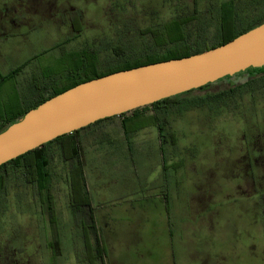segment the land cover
Returning a JSON list of instances; mask_svg holds the SVG:
<instances>
[{"label":"rangeland","instance_id":"obj_1","mask_svg":"<svg viewBox=\"0 0 264 264\" xmlns=\"http://www.w3.org/2000/svg\"><path fill=\"white\" fill-rule=\"evenodd\" d=\"M2 1L0 26L17 29L8 35L0 27L6 60L0 111L10 115L38 99L23 88L62 80L58 75L73 66L69 51L96 50L102 67L123 55L159 51L150 27L195 13L213 30L218 23L211 14L225 0H10L13 7ZM231 1L239 20L264 9V0ZM63 8L81 11L83 20L78 15L66 30ZM22 63L24 71L35 66L37 72L19 78L21 91L15 77L3 82L1 76ZM255 78L226 104L198 99L228 87L220 81L162 104L165 114L162 105L152 107L146 114L159 112L161 137L153 115L135 120L151 119L130 134L122 133L119 116L83 129L84 182L51 144L53 225L50 212L41 213L31 174L8 165L0 247H23L22 264H101L95 232L108 249L106 264H264V77Z\"/></svg>","mask_w":264,"mask_h":264},{"label":"water","instance_id":"obj_2","mask_svg":"<svg viewBox=\"0 0 264 264\" xmlns=\"http://www.w3.org/2000/svg\"><path fill=\"white\" fill-rule=\"evenodd\" d=\"M264 67V21L216 47L80 82L28 109L0 131V165L99 119Z\"/></svg>","mask_w":264,"mask_h":264},{"label":"trees","instance_id":"obj_3","mask_svg":"<svg viewBox=\"0 0 264 264\" xmlns=\"http://www.w3.org/2000/svg\"><path fill=\"white\" fill-rule=\"evenodd\" d=\"M211 16L214 17L218 23V26L213 30L208 29V23L202 20L201 18L197 17L195 13L186 15L184 17L175 18L167 23H164L163 25H154L150 27L149 34L151 35L152 41L154 42V47H161V50L150 51L145 56L136 58H127L123 55V58L120 62L111 63L107 65L104 69L97 70L96 72H90L88 75H83V77H74L65 81L64 83H62V85H58L57 87L52 88L50 92L42 94L40 97H38V99H36L35 103L31 104L23 112L9 117L8 121L0 127V131L5 129L9 124L21 118L22 115L28 109L37 106L39 103L45 101L51 96L56 95L80 82L122 69H128L157 61L188 56L221 45L236 37L237 35L263 22L264 9L263 11H259L249 20H239L236 4L231 0H225L222 1L218 7H215L214 12H212ZM191 23H194V27L189 26ZM89 61L91 62L90 58ZM249 68L253 69L255 73L256 71H258V69H254L252 67ZM231 79V77H222L214 82L207 83L201 87L191 89L174 96L163 98L152 104H148L124 112L118 115L120 116V128L123 130L124 134H129L133 131H136L137 128L148 125L150 120L152 119L151 116L153 115L154 118L152 119V122L156 125L159 137H161L162 126L159 122L160 119L158 111H161L165 114L168 108V106H163L162 104H169L180 95L189 93L194 90L206 89L209 86H212L220 81L226 82L228 84V87L222 90L221 92H216L214 90L209 91L208 94L203 97H198V99L203 101L216 99L217 102H224L226 104L227 99L234 97L236 94L239 95L244 89V87L249 88L252 82H257V78L255 77L252 78L253 81H250V77H239V82L236 83L232 82ZM158 105H162L163 107H161L160 110L158 109V111L156 109H153V114H146L147 111L152 110V107L156 106L158 108ZM145 116L151 118L147 120V123L142 122L138 125L137 122H134L135 120H140V118ZM111 117L99 119L87 126L81 127L70 133L57 136L56 138L44 143L42 146L29 150L26 153L1 164L0 171L5 170L6 164L13 165L14 169L22 168L23 170H26L27 172H29V174H31L30 179L35 182V185L37 186L38 190L41 191L45 189V187L48 186L50 182V174L47 171V163L49 156L48 148L51 144L56 143L61 151L62 158L65 161L70 162V169H72L73 171L77 170L78 174H80L81 179L84 182V178L82 175V171L84 168V159L81 131L94 124H98L104 120L111 119ZM72 161L76 162L75 166L72 165ZM1 185L2 182L0 180V186ZM86 206L88 211L85 214H87L88 219L91 220V225L89 227L95 230V227L93 226L94 221L92 217V208L89 206V203L86 204ZM48 209L50 212L51 224L53 225L54 219L53 215H51L53 212L52 202L51 206H49ZM94 237L98 244V250H96V252L99 253V260L101 264H106V250L103 247V243L101 241L100 245L99 240L101 239H97L96 233L94 234Z\"/></svg>","mask_w":264,"mask_h":264},{"label":"flooded vegetation","instance_id":"obj_4","mask_svg":"<svg viewBox=\"0 0 264 264\" xmlns=\"http://www.w3.org/2000/svg\"><path fill=\"white\" fill-rule=\"evenodd\" d=\"M2 2L8 7H13V5H11V3H9L10 0H3ZM36 9H37L36 7L29 8V12L34 13L36 11ZM63 12H64V15H63L64 18H62V19L64 20V24H65V26L63 28H65L66 30H67V24H68V27L70 26V28H72L71 26L73 24V20H75L74 18H77L78 15L82 19V12L81 11H69V10L66 11V9L63 8ZM22 24H24V22L21 23L20 25H22ZM0 27H3V29L5 30V32L8 35H10V34L13 35V32L17 31V29L10 28L7 25H2ZM66 40H70V41L65 42V39H64L62 42H65L68 44L71 42L72 39L66 38ZM98 47L100 48L99 44H98ZM114 49H115V52L117 53V51L120 49V46H116V47H114ZM86 50L87 49H83L81 52L80 51H69L68 54H70V56L73 57L72 58L73 59V61H72L73 66L70 69H65L63 71L65 73L58 75V77H62V80L56 84L54 83L50 88L44 87L42 90H45V91H42L40 88H36V84L34 87L33 86H31V87L26 86L27 88H23V90L27 94L26 97L27 98L40 97L42 94H46V93L50 92L52 90V88L57 87L58 85H62V83H64L65 81H67L69 79H72L74 77H83V75H88L90 72H96L97 70H102L106 67L104 65H103V67L100 66L99 58L97 57L96 50H93L91 52H86ZM146 54L147 53L142 54L141 56H145ZM3 55L4 54L1 51V46H0V71H2V68H4L6 66V65H4L6 60H5V58H3ZM141 56H139V57H141ZM89 58H90L91 62L89 61ZM118 59L119 60H117V62H120L121 61L120 57ZM103 62H104V58H103ZM117 62L114 61L113 63H117ZM36 72H37V69L35 66L30 67L28 70L24 71V63H22V64L15 66L8 73H6L5 75H3L1 77H2L3 82L9 81L13 77H15L14 80L17 81L16 85L22 91V89L19 86L20 85L19 78L20 77H35ZM224 77H231V78H233V77H264V67L259 68L258 71H256V73L253 71V69L246 68L243 71L237 72V73L230 75V76H224ZM31 81H33V80H31ZM37 90H40V91L37 92ZM24 110H26V107L20 108L19 111L15 112L14 114H10V115L7 114L8 116L4 113H1V111H0V122L3 120L4 121L6 120V122H7L9 117H11L15 114H19V113L23 112ZM8 165L9 164H6V167H8ZM7 173H8V171L6 169L3 172L0 171L1 182H2L5 174H7ZM35 188H36V192H37V195L39 197V200H40L41 213H44L45 211L49 212L48 207L51 206V202H52L50 182H49V185L45 187L44 196H42L41 191L38 190L37 186ZM4 189H5V192H4ZM3 193L5 195L7 192H6V187H3V183H2V185L0 186V196H1V200H2V201H0V206L3 205L4 200H5V197H3ZM261 196L263 198V195H261ZM2 209H3V206H2ZM50 222H51V220H50ZM92 231H95V230H93V228H92ZM94 234L95 233H93V235ZM82 235L84 236V233H82ZM14 239H16V238H14ZM12 244H10V248H8L7 246H5L6 248L3 246L0 247V264H22L21 258L23 256L22 257H21V255L19 256L18 253L23 251L24 248L20 247V246L15 247L14 244L11 247ZM4 248H5V251H3ZM16 255H18V258H17V260L16 259L14 260V256H16Z\"/></svg>","mask_w":264,"mask_h":264},{"label":"crops","instance_id":"obj_5","mask_svg":"<svg viewBox=\"0 0 264 264\" xmlns=\"http://www.w3.org/2000/svg\"><path fill=\"white\" fill-rule=\"evenodd\" d=\"M116 116H118V115H116ZM119 117H120V116H119ZM121 131H122V133H123V130H122V129H121ZM133 132H136V131H133ZM123 134H124V133H123ZM129 134H130V133H129ZM104 241H105V240H104ZM105 250H106V257H107V256L109 255V254H108V249L106 248Z\"/></svg>","mask_w":264,"mask_h":264}]
</instances>
